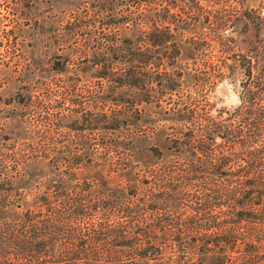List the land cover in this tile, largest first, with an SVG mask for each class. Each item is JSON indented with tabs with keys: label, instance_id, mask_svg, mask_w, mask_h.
Listing matches in <instances>:
<instances>
[{
	"label": "rangeland",
	"instance_id": "rangeland-1",
	"mask_svg": "<svg viewBox=\"0 0 264 264\" xmlns=\"http://www.w3.org/2000/svg\"><path fill=\"white\" fill-rule=\"evenodd\" d=\"M223 2L165 1L163 10L152 5L156 16L139 17L137 0H0V144L15 150L30 142L38 148L40 156L31 157L25 175L15 180L29 202L35 190L51 183L57 191L65 181L77 190L91 175L122 180L127 189L147 181L155 193L147 202L155 206L150 217H164L173 234L203 233L186 229L200 221L193 195L202 192L201 176L197 169L190 177L171 172L186 153L174 150L167 136L193 122L169 107L230 120L244 77L235 59L251 39L264 36V22L256 29L242 12L249 5L264 21V0ZM166 27L173 37L150 45L152 52L161 43H175L179 51L173 59L162 55L146 64L152 100L135 104L144 92L121 91L115 82L125 67L119 46L145 45L143 31ZM161 190L164 200L157 198ZM83 218L128 216L99 210Z\"/></svg>",
	"mask_w": 264,
	"mask_h": 264
},
{
	"label": "trees",
	"instance_id": "trees-1",
	"mask_svg": "<svg viewBox=\"0 0 264 264\" xmlns=\"http://www.w3.org/2000/svg\"><path fill=\"white\" fill-rule=\"evenodd\" d=\"M165 1L168 6L176 2L137 0L135 8L139 17L156 16L152 5L163 10ZM232 9L239 10L234 5ZM242 13L256 29L264 22L260 10L249 5ZM161 14L167 16V12ZM164 29L143 31L149 40L145 45L119 46L125 67L115 82L121 91L144 92V98L135 97V104L152 100L146 64L162 55L173 59L179 51L175 43H161L158 53L152 52L156 42L173 37ZM257 37L235 59L244 77L229 121L189 107L179 111L169 107L193 122L167 136L174 150L186 153L184 163L171 172L190 177L197 169L201 176L202 192L193 195L200 221L186 229L203 233L173 234L172 227L164 225V217H150L155 206L147 202H153L155 193L147 181L127 189L122 180L91 175L90 182L77 190L65 181L57 191L51 183L40 192L35 190L29 202L27 191L17 187L15 180L25 175L38 148L30 142L15 150L0 144V264H264V36ZM225 47L221 42L219 50ZM134 110L138 113L140 108ZM151 150L160 156L155 146ZM166 196L161 190L157 198ZM99 210L128 218L83 220ZM157 230L162 233L155 234Z\"/></svg>",
	"mask_w": 264,
	"mask_h": 264
}]
</instances>
